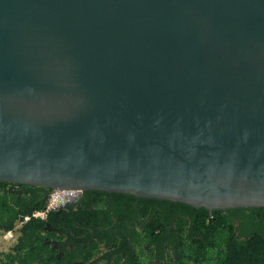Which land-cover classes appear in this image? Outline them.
Masks as SVG:
<instances>
[{
	"label": "water",
	"instance_id": "water-1",
	"mask_svg": "<svg viewBox=\"0 0 264 264\" xmlns=\"http://www.w3.org/2000/svg\"><path fill=\"white\" fill-rule=\"evenodd\" d=\"M0 181L264 207V0H0Z\"/></svg>",
	"mask_w": 264,
	"mask_h": 264
},
{
	"label": "trees",
	"instance_id": "trees-1",
	"mask_svg": "<svg viewBox=\"0 0 264 264\" xmlns=\"http://www.w3.org/2000/svg\"><path fill=\"white\" fill-rule=\"evenodd\" d=\"M52 191L0 181V232L13 230L18 221L45 209ZM87 193L91 197L88 202L84 198L78 204L50 212L46 219L32 218L25 222L12 250L0 256V264H74L80 258L69 250L63 256L51 240H62L65 234L80 236L86 230L107 227L113 221L105 202L110 193L97 190ZM164 202L169 213L178 209L187 216L180 227L190 229L191 249H181L180 254H185L193 264H208L212 260H218V264H264V207L210 212L183 203ZM239 220L247 228L245 234L238 232ZM94 248V245L83 247L90 253L88 260ZM185 256L179 255V261L183 262Z\"/></svg>",
	"mask_w": 264,
	"mask_h": 264
},
{
	"label": "flooded vegetation",
	"instance_id": "flooded-vegetation-1",
	"mask_svg": "<svg viewBox=\"0 0 264 264\" xmlns=\"http://www.w3.org/2000/svg\"><path fill=\"white\" fill-rule=\"evenodd\" d=\"M87 192L71 205L78 204L84 198L88 202L91 197ZM108 193L105 202L113 220L111 224L91 228L80 236L65 234L62 240L53 238V247L63 256L69 250L79 257L74 264H184V261L185 264H193L185 254H180L181 249H191L190 229L180 227L183 218L187 217L182 211L176 209L169 213L164 202L166 200L162 199ZM188 219L191 220L190 213ZM237 226L240 227V234L246 233L247 228L242 226V221L239 220ZM90 245L95 248L88 260L90 253L83 247ZM179 255L185 256L183 262L179 261ZM208 264H214L213 260Z\"/></svg>",
	"mask_w": 264,
	"mask_h": 264
},
{
	"label": "built area",
	"instance_id": "built-area-1",
	"mask_svg": "<svg viewBox=\"0 0 264 264\" xmlns=\"http://www.w3.org/2000/svg\"><path fill=\"white\" fill-rule=\"evenodd\" d=\"M82 194L83 192L78 189L55 190L50 195L47 207L45 209L36 210L33 214L26 216L23 220L18 221L16 227L13 230L6 232V237H10L12 239L15 238V240L18 241L20 230L25 222H28L32 218L46 219L50 212L65 208L74 200L80 198Z\"/></svg>",
	"mask_w": 264,
	"mask_h": 264
},
{
	"label": "rangeland",
	"instance_id": "rangeland-1",
	"mask_svg": "<svg viewBox=\"0 0 264 264\" xmlns=\"http://www.w3.org/2000/svg\"><path fill=\"white\" fill-rule=\"evenodd\" d=\"M54 191L51 192V194ZM17 243V241L10 237H6V233H1L0 232V255L2 253H6V252H10L12 250V248L14 247V245ZM214 264H218V260H214L213 261Z\"/></svg>",
	"mask_w": 264,
	"mask_h": 264
}]
</instances>
